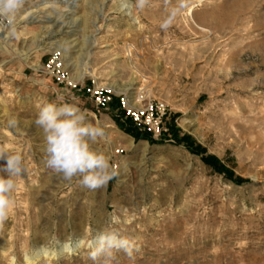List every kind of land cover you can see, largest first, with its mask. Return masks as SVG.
Returning <instances> with one entry per match:
<instances>
[{
	"label": "rangeland",
	"instance_id": "obj_1",
	"mask_svg": "<svg viewBox=\"0 0 264 264\" xmlns=\"http://www.w3.org/2000/svg\"><path fill=\"white\" fill-rule=\"evenodd\" d=\"M134 3L26 0L16 35L0 26V145L20 151L28 169L0 230V264H32V249L54 237L81 248L58 247L37 264H94L87 245L107 227L139 248L112 264H264V0H189L167 30L165 0L142 11ZM62 15L65 28L53 23ZM55 53L85 91L112 90L109 110L98 113L87 92L59 83L46 69ZM58 94L104 128L92 147L120 172L105 188H82L45 167L34 121L37 105ZM126 95L143 110L163 102L167 130L147 139L128 132L140 130L121 105ZM176 131L244 182L207 165Z\"/></svg>",
	"mask_w": 264,
	"mask_h": 264
},
{
	"label": "clouds",
	"instance_id": "obj_2",
	"mask_svg": "<svg viewBox=\"0 0 264 264\" xmlns=\"http://www.w3.org/2000/svg\"><path fill=\"white\" fill-rule=\"evenodd\" d=\"M26 0H0V26L10 30L15 36V19L23 8ZM150 0H135L134 7L144 10ZM166 16L160 27L167 30L176 17L189 6V0H165ZM38 112L35 124L43 130L44 150L46 153L45 167L52 173L66 181L77 179L82 188L97 190L105 188L109 181L117 178L120 172L112 165L111 158L103 151L94 149L93 144L99 138L106 136L103 127L92 123L87 118L86 110L77 103L68 102L65 96L58 94L56 99L47 100L37 105ZM10 128L16 127L18 121L12 118L8 121ZM0 160L4 166L0 167V230L8 221L14 208L13 194L17 188V180L26 171L25 158L20 151L10 149L7 145H0ZM67 254H72L81 248V240L60 242L52 238L48 243L39 248L32 249L26 257L27 261L37 264L39 259L57 256V248ZM88 258L96 264H112L117 260V253L124 252L129 259L139 251L136 243L123 235L115 227H107L97 232L87 245ZM15 258H13L14 260Z\"/></svg>",
	"mask_w": 264,
	"mask_h": 264
},
{
	"label": "built area",
	"instance_id": "obj_3",
	"mask_svg": "<svg viewBox=\"0 0 264 264\" xmlns=\"http://www.w3.org/2000/svg\"><path fill=\"white\" fill-rule=\"evenodd\" d=\"M46 69L52 72L58 79L60 84L73 89L74 91H85L83 85L74 81L70 73L67 71L66 65L62 57L55 53L51 55L46 63ZM95 103L98 113L103 110H109V105L113 101L114 93L112 90H105L100 87L88 88L86 91ZM121 105L126 110V117L130 118L135 126L144 132L152 134L153 137L158 138L166 131L164 127V117L166 114V106L163 102L157 101L150 103L146 109H138L131 105L128 96L121 97ZM120 153V150L115 152V155Z\"/></svg>",
	"mask_w": 264,
	"mask_h": 264
},
{
	"label": "trees",
	"instance_id": "obj_4",
	"mask_svg": "<svg viewBox=\"0 0 264 264\" xmlns=\"http://www.w3.org/2000/svg\"><path fill=\"white\" fill-rule=\"evenodd\" d=\"M172 129H170L172 132H174V127H171ZM128 132H131L132 135H134L136 138H150L151 134L148 132H144V131H140V132H135L134 130H130L127 129ZM174 135L176 136V138H178L177 142L178 143H185L186 146L195 154H199L202 155V160L209 166H211L214 170H216L217 172L224 174L228 179H231L232 181H234L235 183H243L244 179L241 177H238L234 174V172L230 169H228L226 166H224L219 159H217L214 156H210V155H206L204 153V149L196 146L194 147V144L192 142V138L189 135H184L183 137H180L178 135V132L176 131L174 133Z\"/></svg>",
	"mask_w": 264,
	"mask_h": 264
},
{
	"label": "bare ground",
	"instance_id": "obj_5",
	"mask_svg": "<svg viewBox=\"0 0 264 264\" xmlns=\"http://www.w3.org/2000/svg\"><path fill=\"white\" fill-rule=\"evenodd\" d=\"M65 19H66V16L63 18V15L62 16H60L59 18H57V19H54L53 20V23H54V25L55 26H62V28L64 27H67V25H66V23H65ZM65 23V24H64ZM68 24V23H67ZM113 88H117V87H115L114 85H110V89H113ZM129 97V96H128ZM129 100H131V97H129ZM131 105H133V103L131 104Z\"/></svg>",
	"mask_w": 264,
	"mask_h": 264
}]
</instances>
